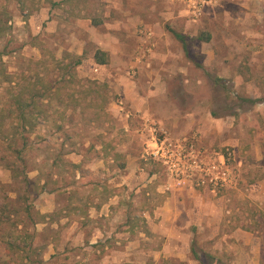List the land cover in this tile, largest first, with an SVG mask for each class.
<instances>
[{"label":"rangeland","instance_id":"obj_1","mask_svg":"<svg viewBox=\"0 0 264 264\" xmlns=\"http://www.w3.org/2000/svg\"><path fill=\"white\" fill-rule=\"evenodd\" d=\"M182 9L170 0H0V201L23 220V186L9 168L21 167L22 144L9 117L21 91L43 95L45 121L24 134L22 157L31 203L48 216L35 227H0V264H199L192 248L237 264L255 252L243 242L231 249L236 228L252 233L264 264V202L254 199L264 196V0H218L195 21ZM102 48L113 54L96 67L89 59ZM82 51L83 66L67 70ZM153 93L144 113L136 102ZM101 142L109 155L94 161L88 150ZM193 157L225 161L231 186H198L197 171L185 176ZM184 182L196 195L182 202L173 233L162 220L170 188ZM220 202V223L194 224L190 205L200 213ZM161 225L169 235L151 231Z\"/></svg>","mask_w":264,"mask_h":264},{"label":"trees","instance_id":"obj_2","mask_svg":"<svg viewBox=\"0 0 264 264\" xmlns=\"http://www.w3.org/2000/svg\"><path fill=\"white\" fill-rule=\"evenodd\" d=\"M64 3V1H63ZM7 25V20L3 22L0 19V39L2 38L5 26ZM173 35L182 41L185 44V38L178 34L175 31H171ZM210 35H206V37L203 35L201 37V40L209 41ZM6 56V53L0 51V77L6 76V73L4 72V57ZM95 62L99 65H107L109 64V57L108 54L102 50H97L94 56ZM83 63V57H75L74 61H72V64L70 66H67L66 69L71 71L72 69H75L79 66H81ZM1 82V79H0ZM9 82V81H6ZM60 81H56L55 84H60ZM52 88V87H51ZM51 90V89H50ZM43 95H30L25 96L24 92L21 91L17 97L15 102V110L14 113L9 117L11 121L13 122V134L11 133L12 138H20L22 148L21 150L16 151L18 154V161L21 163V167H16L13 163L10 165V169L13 173V179L15 181H18L20 186H23V196H22V208L21 211L23 215V220L16 222L14 221V215L9 212H6L7 205L5 201H0V227H9L14 226L16 228L18 227H30L29 225H32L35 227L37 224L41 223L43 219H45V215H42L40 212L35 211L36 209L33 207L31 203V195L32 190H30V185L32 180L28 176V171L25 163V159L22 157V153L24 150H27L29 148V143L27 137L24 135L29 132H33L38 125L42 124L45 119L43 118L42 114V103L40 102V98ZM253 103L257 101H252ZM37 111H40L38 113ZM0 129L3 125V123H0ZM60 130L61 127H59ZM1 131V130H0ZM60 159V158H59ZM38 188V187H37ZM40 189H37L34 192V195L37 197L41 192H39ZM35 197V198H36ZM19 213H17L18 215ZM13 218V219H12ZM11 246L18 248L19 245H16L13 243ZM192 253L196 260L199 262V264H215L217 263L218 259L214 257L211 254L203 253V255H200L196 249L192 248Z\"/></svg>","mask_w":264,"mask_h":264},{"label":"crops","instance_id":"obj_3","mask_svg":"<svg viewBox=\"0 0 264 264\" xmlns=\"http://www.w3.org/2000/svg\"><path fill=\"white\" fill-rule=\"evenodd\" d=\"M213 1H214V3H217L218 2V0H213ZM170 2H172V3L173 2L174 3H178L179 2V4L183 7V9H182V13H184L183 16H185V14H186V16H189L188 11L186 9V6L182 3L181 0H170ZM214 3L211 4V5L206 6L204 8V10H203V14H205V12H207V10L209 8L213 7L214 6ZM189 18H191V17H189ZM193 21H195V20L193 19ZM140 33L142 34V35H140L141 37L139 38L141 40V42L149 43L152 40V34L151 33L147 34L146 32H143V31H141ZM143 35H145V36H143ZM142 46L144 47L143 44H142ZM97 50H102V51L106 52L108 54L109 61H110V56L112 57V54H113L112 53V50L110 51V49H107V48H105V49L102 48V49H97ZM96 51L94 52V54L92 55V57L89 59V61L93 62L92 65H94L96 67H103V66L105 67V66H108L109 64H107V65H99V64H97L95 62L94 56H95ZM142 53H143V50H142ZM75 57H83V63H82V65L79 66V67H77V68L82 67L83 64L85 63V60H86L85 51L84 52L82 51L81 53L79 52V54H77ZM77 68H75V69H77ZM77 70H79V69H77ZM154 96H156L155 93H153L152 95L149 94V95H147L145 97L139 98L137 100V102H136L137 103V106L139 108H141V110L144 113H147V112H145V110L147 109L146 106H145V104L149 103V101L152 98H154ZM142 106H143V108H142ZM124 126H126L125 123H124ZM97 143H99V142H97ZM90 146H91L90 147V150H88V151H91V153L94 152L95 154H99L97 160L94 159V161L104 162L105 159H106V156L109 155V152L107 150H108V147L110 148V144L109 143L101 142L100 144H94L93 143V145H90ZM116 152H118V151H116ZM73 153H75V151H72L71 152V154H73ZM77 156H78V154H77ZM121 168L124 169L125 167L122 166ZM170 189H171L170 190V194H169L170 196L167 197L168 203L166 205L167 206H170L171 205V208L172 209H170V208L168 209L169 213L167 215V218H165L166 221L163 219L162 220V224H167L168 227H172L171 228V232L174 233V232L177 231V222L178 221L180 222V216L178 214L179 213L178 211L181 210L182 212H180V214L181 215L184 214V212H183L182 209H185V208L183 207L182 202L184 200H188V199L190 200L193 197H195L196 191L192 187H190V184H188V182H184L181 185H174ZM258 198L261 201L264 202V196L263 197L262 196H258V197H255L254 196V199L256 201L258 200ZM108 201L109 200L106 198V200H103V201H101L99 203V206L100 207L102 205H105L106 206L108 204ZM176 202L178 203L177 205H176ZM192 203H194V202H192ZM220 203H219V205L217 207H216V205H210V207H208V204L207 203H204L202 205L203 208L201 209L200 213H197L199 210L198 211L195 210V208H194L195 205L194 204L190 205V209L194 213L198 214V221H195V218L193 217L194 218V224L197 225V223H199L198 225H202V224L206 223L205 226H210V224H207V223L210 222L211 220L215 219V218L217 220H220L219 221V223H220L223 220V217H224V214H225V212L223 210V208H224L223 207V204L221 203V206H220ZM172 204H173V207H172ZM260 204H262V203H260ZM97 209L98 208H93L94 212H96L98 215H100V210L98 211ZM43 213H45V212H43ZM189 214L192 216L191 213H189ZM42 215H44V214H42ZM100 216L102 217L103 215L101 214ZM47 217L48 216L45 215V219H47ZM89 218H93V215H90ZM94 218H96V217H94ZM42 223H44V222H42ZM219 223H216L217 227H219V228H217V230H220V226H219L220 224ZM81 227H82V225H81ZM81 227L78 229L79 232H82L83 231ZM161 227H163V225L157 226V227L156 226H154V227L152 226L151 231L154 234L160 235V236H166V235H169L170 234L169 231L168 232H165L164 231V228L162 230ZM241 232H243V231H241L239 228H236V230H235V236L236 237L235 238H237V239L234 241V237H232L233 239L231 240L232 242L230 243L231 249L234 248V247L240 248L241 246H240L239 243L240 242H243L245 245L253 246V250L251 251V253H254L255 252V254L253 256H252V254L243 256V253H242V257L243 258H241V260L237 264H260V258H257L258 257V255H257V253H258L257 252L258 246L257 245H253V242H252L253 235H252V233L243 232L245 235H242ZM92 237H93V239H95L94 238L95 237V234H93ZM82 238H83V233H81L78 236V240L80 241ZM90 244H91V247L92 246H95L93 242H91ZM77 246H81V244H78ZM56 247H57V244H55V243H51L48 246L49 251H47V254H45V256H44V260L45 261H49L53 257V255L55 254V248ZM190 247H191V245H190ZM171 249H172V246H169L168 247V251H170ZM190 251L192 253V249H190Z\"/></svg>","mask_w":264,"mask_h":264},{"label":"built area","instance_id":"obj_4","mask_svg":"<svg viewBox=\"0 0 264 264\" xmlns=\"http://www.w3.org/2000/svg\"><path fill=\"white\" fill-rule=\"evenodd\" d=\"M182 3L186 6L189 16L192 19H198L202 16L203 10L206 6L214 3L213 0H181ZM179 166H183L182 163ZM186 170L188 177H194V171L198 173L197 184L198 186L210 185L215 189L225 188L231 186L230 173L226 166L225 161H221V164L218 165L213 163L212 165H206L202 160L197 158H192L187 166Z\"/></svg>","mask_w":264,"mask_h":264}]
</instances>
